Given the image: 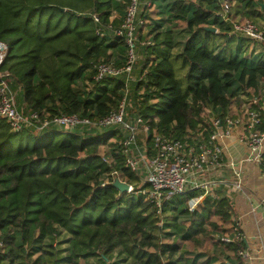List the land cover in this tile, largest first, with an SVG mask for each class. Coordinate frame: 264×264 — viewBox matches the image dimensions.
<instances>
[{"label":"trees","instance_id":"1","mask_svg":"<svg viewBox=\"0 0 264 264\" xmlns=\"http://www.w3.org/2000/svg\"><path fill=\"white\" fill-rule=\"evenodd\" d=\"M126 1L0 0V41L8 47L0 69L9 72L10 86L21 91L20 111L75 113L96 120L117 108L122 78L95 80L94 66L110 60V48L125 51L122 39L106 32L109 25L119 26ZM231 1L229 18L248 19L260 30L264 0ZM164 8L160 13L165 16L152 20L151 36L141 44L142 79L135 81L130 110L148 131L138 128L137 143L150 150L153 134L207 142L213 122L223 126L242 95L250 99L248 109L259 113L258 129L264 132V42L232 33L231 25L214 14L221 10L217 0H171ZM115 12L118 25L110 19ZM94 13L102 27L94 22ZM164 23L188 33L179 53L171 52V29L155 30ZM97 27L103 29L102 37L96 35ZM78 80L85 85L81 89ZM123 131H13L0 118V264H28L34 256L31 264H79L90 258L109 260L115 252L114 264H211L217 259L202 262L205 253L185 246L200 237L213 243L212 233L242 264L243 240L221 241L233 235L227 228L233 213L229 199L206 197L190 213L185 207L195 195L190 191L164 202L158 215L138 194L148 185L124 166L122 142L128 135ZM113 171L132 187L130 193L102 186ZM62 234L67 238L54 247V235Z\"/></svg>","mask_w":264,"mask_h":264},{"label":"built area","instance_id":"2","mask_svg":"<svg viewBox=\"0 0 264 264\" xmlns=\"http://www.w3.org/2000/svg\"><path fill=\"white\" fill-rule=\"evenodd\" d=\"M153 1L148 0L145 4L146 7L151 9L154 6ZM140 2L141 0H127L119 26L114 29L111 25L107 26V29L113 30L115 36L122 39L125 47L123 63L116 65L112 61H103L94 66L95 80H100L104 76H113L121 77L124 82L123 97L115 110L96 120L82 118L75 113L53 115L47 111L23 113L16 102V91L9 84V72L0 69V118L4 119L13 131L30 128L35 132H41L56 128L65 131L87 129L96 133L101 132L104 128L120 127L128 135L122 142L124 166L139 176L143 185H148V188L140 189L138 194L160 215L164 202L200 189L203 194L194 195L185 203L186 209L193 213L209 192V184L205 181V175L209 171L221 169V146L217 138L223 127L218 120H215L213 132L208 141L204 143H189L159 134H153L150 150L137 143L135 134L138 132V128L142 126L143 130L148 131V126H144L140 116L133 118L135 124L128 122L125 118L130 82L142 79V76L133 77V70L139 62L136 29ZM217 2L221 10L214 14L231 25L232 33L246 36L254 41L264 42L262 30H259L252 21L229 18L228 11L232 6L231 0H217ZM92 18L95 23L101 26L96 13L92 14ZM101 27L96 28V35L99 37L104 35ZM7 49V44L0 41V65L5 58ZM260 123L259 113L246 109L243 119L226 117L223 125L225 129L222 133L228 135L232 126L242 125L246 133L242 134L240 138L246 140L248 150L254 155V160L261 167L260 170L264 176V132L258 129ZM102 159L109 162L107 156H103ZM114 177H117V172L113 171L107 174L102 186L110 184ZM129 187L132 191V187ZM236 187L240 188L238 184ZM232 229V237H223L221 241L233 243L243 240L237 224L233 225ZM54 237L57 239L56 235ZM1 248L2 244L0 243V250ZM239 256L242 257L243 253L239 252Z\"/></svg>","mask_w":264,"mask_h":264},{"label":"crops","instance_id":"3","mask_svg":"<svg viewBox=\"0 0 264 264\" xmlns=\"http://www.w3.org/2000/svg\"><path fill=\"white\" fill-rule=\"evenodd\" d=\"M147 1L141 0L137 14L136 38L138 40L137 53L139 59L141 58V44L151 36L152 20H158L165 16V14L160 12H166L164 6L171 0H156L151 10L146 8L145 4ZM110 19L114 20L118 25L120 16L115 12L111 15ZM168 29H171L169 35L170 44L173 46L171 52L179 53L188 33L183 30V27H174L172 23H164L163 26L155 30L157 32H165ZM106 33L108 36L114 37L113 30H107ZM163 37L162 33L160 39H163ZM123 48L125 50L124 45ZM108 53L111 54V61L116 63L124 61L125 54L120 52L118 46L110 48ZM136 69L138 70L137 64L133 70L134 73ZM138 76H142V74L133 75L135 78ZM13 89L20 95V91L17 90L16 86ZM244 97L246 96H240V103H233L230 108V114L227 117L232 118L235 116V118L243 119L250 102V99ZM256 98L254 96L253 99ZM126 120L128 121L127 117ZM222 127L220 136L217 138L221 146V169L209 171L205 175V181L209 184V192L205 195L204 199L206 197H226L229 199L232 204L233 213L231 216L232 224L231 226H227V228L232 231L233 225L237 224L242 234L244 242L243 256L241 257L242 264H264V176L260 170L261 167L254 160V155L248 150L246 140L240 138L242 134L246 133L242 125L232 126L228 135L222 133L225 129L224 126ZM237 184L240 188L236 187ZM194 192L195 195L203 194L200 189ZM209 236L215 239L213 243H209L202 262L207 258H212L217 260L211 264H238L234 254L225 250L224 245L216 241V238L218 239L219 237L218 234L212 233ZM66 238L67 236L64 239ZM57 239L53 243L54 247L57 244ZM65 247L66 245H62L60 248ZM197 252L202 251L197 250ZM89 261L88 264H114V262H117L114 259L101 260L100 258H90Z\"/></svg>","mask_w":264,"mask_h":264},{"label":"rangeland","instance_id":"4","mask_svg":"<svg viewBox=\"0 0 264 264\" xmlns=\"http://www.w3.org/2000/svg\"><path fill=\"white\" fill-rule=\"evenodd\" d=\"M147 8V7H146ZM147 9H149V8H147ZM151 10V9H150ZM152 17V16H151ZM262 29H264V21L262 22V27L260 28V30H262ZM148 39H145L144 40V42L145 41H147ZM137 42H138V40H137ZM143 42V43H144ZM259 50V49H258ZM124 54H125V52H123ZM123 54V55H124ZM124 59H125V56H124ZM109 61H111V60H109ZM113 62V61H112ZM137 66H138V70L136 69V72L134 73L133 72V75H135L136 76V74H138V73H140V71H141V63H140V60H139V62H138V64H137ZM81 82H82V80H78V86H79V88L81 89V88H83L85 85H83V83L81 84ZM133 82V83H132ZM130 83H132V85H129V94H128V97H127V101H126V103H127V115H126V117H127V119H128V122H131L132 124H135V122L133 121V113H132V111L130 110L131 109V107H132V105H133V100H134V94H135V81L134 80H132ZM17 90L19 91V88H17ZM261 94L263 95V97H264V92L262 93L261 92ZM17 96H18V98H17ZM254 96H256V97H258L259 96V94L257 93V94H255ZM16 102L18 103V105H20L19 104V101L18 100H21V98H22V95H21V91H20V95L17 93V91H16ZM251 97V96H250ZM244 98H246V99H249V97H244ZM248 101V100H247ZM239 101H236V104L238 103ZM131 111V112H130ZM126 132V131H125ZM124 131H123V134L125 135V134H127V132L125 133ZM91 133H95V132H91ZM180 218H181V220H182V216H180ZM184 220V219H183ZM224 230V229H223ZM67 235L66 234H62L61 235V237L58 235V239H57V242H59V243H62L65 239V237H66ZM209 239L210 238H204V237H200L199 238V241L197 242V243H187L186 244V248L189 250V251H192V250H194L195 252H197V250H200V251H202L201 253H206V250H208V245H209V243H211L210 241H209ZM213 239H215V238H213ZM52 241H53V239H52ZM166 242V241H165ZM167 242H169V241H167ZM43 257H45V258H47L46 256H43ZM36 258H37V256H34V257H32L30 260H29V262H28V264H31V262L32 261H34V260H36ZM117 258H118V256H117V253L115 252V253H113L110 257H109V259H114V261H117ZM92 259H94V258H92ZM95 259H97V258H95ZM90 259H86V260H80L79 261V263L80 264H88L90 261H89ZM115 263V262H114ZM38 264H44V263H42V261H39L38 262Z\"/></svg>","mask_w":264,"mask_h":264},{"label":"water","instance_id":"5","mask_svg":"<svg viewBox=\"0 0 264 264\" xmlns=\"http://www.w3.org/2000/svg\"><path fill=\"white\" fill-rule=\"evenodd\" d=\"M263 9H264V2L260 4V10H263ZM205 29L212 31V32L215 31L214 28H205ZM110 186L118 190L120 194L131 192L129 185L120 181L119 178L117 177H114L113 181L110 183Z\"/></svg>","mask_w":264,"mask_h":264}]
</instances>
